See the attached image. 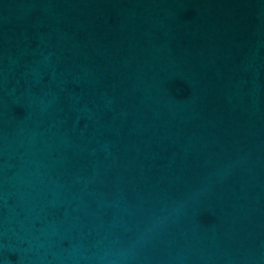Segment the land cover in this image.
Segmentation results:
<instances>
[{
    "label": "water",
    "instance_id": "obj_1",
    "mask_svg": "<svg viewBox=\"0 0 264 264\" xmlns=\"http://www.w3.org/2000/svg\"><path fill=\"white\" fill-rule=\"evenodd\" d=\"M0 264H264V0H0Z\"/></svg>",
    "mask_w": 264,
    "mask_h": 264
}]
</instances>
